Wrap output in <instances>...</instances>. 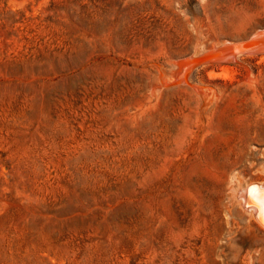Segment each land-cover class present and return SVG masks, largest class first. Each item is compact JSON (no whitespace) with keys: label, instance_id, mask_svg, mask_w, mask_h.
I'll return each instance as SVG.
<instances>
[{"label":"rangeland","instance_id":"1","mask_svg":"<svg viewBox=\"0 0 264 264\" xmlns=\"http://www.w3.org/2000/svg\"><path fill=\"white\" fill-rule=\"evenodd\" d=\"M264 0H0V264H264ZM239 185V186H238Z\"/></svg>","mask_w":264,"mask_h":264},{"label":"bare ground","instance_id":"2","mask_svg":"<svg viewBox=\"0 0 264 264\" xmlns=\"http://www.w3.org/2000/svg\"><path fill=\"white\" fill-rule=\"evenodd\" d=\"M214 46L210 51H206L199 55L206 53L218 54L213 59L218 60H233L235 54L244 52H258L264 51V29L257 30L247 40L239 42L226 41L225 43ZM225 48V49H222ZM248 48H252L247 50ZM198 56V55H197ZM235 58V57H234ZM202 61H192L188 57L178 63H175L176 69L174 74H181L180 77L186 80L191 69ZM239 186V185H238ZM237 196L241 200V205L244 209L253 212L252 214L260 221L261 226L264 228V183L258 184L257 182L251 183L246 187H239L236 191Z\"/></svg>","mask_w":264,"mask_h":264},{"label":"water","instance_id":"3","mask_svg":"<svg viewBox=\"0 0 264 264\" xmlns=\"http://www.w3.org/2000/svg\"><path fill=\"white\" fill-rule=\"evenodd\" d=\"M218 48H219V46L216 47V49H218ZM222 49H225V48H222ZM250 49H252V48H248L247 50H250ZM216 55H218V54L206 53V54L198 55V56L197 55L196 56L189 55V58L192 61H205V60L213 59Z\"/></svg>","mask_w":264,"mask_h":264}]
</instances>
